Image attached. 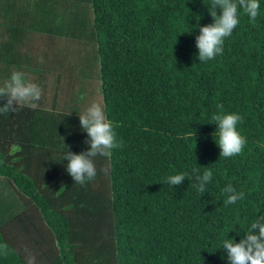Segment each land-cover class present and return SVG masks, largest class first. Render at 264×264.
Listing matches in <instances>:
<instances>
[{"label":"trees","instance_id":"1","mask_svg":"<svg viewBox=\"0 0 264 264\" xmlns=\"http://www.w3.org/2000/svg\"><path fill=\"white\" fill-rule=\"evenodd\" d=\"M259 3L201 63L211 0H0V83L22 71L43 90L35 110L0 115V264H24L25 246L37 264H227L221 241L264 216ZM92 102L124 144L80 186L62 155L87 150L78 116ZM217 104L243 118L247 143L231 158L215 143ZM182 172L181 185L165 182ZM228 184L243 199L226 205Z\"/></svg>","mask_w":264,"mask_h":264},{"label":"clouds","instance_id":"2","mask_svg":"<svg viewBox=\"0 0 264 264\" xmlns=\"http://www.w3.org/2000/svg\"><path fill=\"white\" fill-rule=\"evenodd\" d=\"M219 10V14L217 13ZM259 0H211L208 13L212 23L199 27V34L195 37V47L198 51L199 62H208L223 54L225 39L232 35L238 26L241 13L250 22H255L259 15ZM43 95L41 87L29 80L22 71L11 72L9 78L0 83V100L6 101L0 106V115L15 113L19 107L35 110ZM217 112L211 116L216 125L215 143L220 150V157L231 158L241 154L246 146V138L237 130V125L243 122L242 116L236 113H226L222 104H217ZM81 131L86 133L84 141L88 145L86 151L75 154L64 144L66 151L62 161H67L65 170L73 182L84 186L95 179L97 169L96 157L110 158L112 151L123 147V140L118 139L113 122L108 119L99 103H90L78 116ZM194 138V132L192 133ZM64 140V138L62 137ZM16 151H21L16 146ZM186 173H179L165 177L170 186H179L186 179ZM212 171L206 168L202 175H197L195 185L198 192L205 193L206 185L212 180ZM227 199L225 204H234L243 199L244 193L237 192L228 184L222 190ZM222 248L227 257V264H264V216L251 222L246 235L238 243L224 238ZM24 264H37L36 254L25 246L22 250Z\"/></svg>","mask_w":264,"mask_h":264},{"label":"rangeland","instance_id":"3","mask_svg":"<svg viewBox=\"0 0 264 264\" xmlns=\"http://www.w3.org/2000/svg\"><path fill=\"white\" fill-rule=\"evenodd\" d=\"M9 199H8V197H7V200L5 199V201L3 200V202H5L6 203V201H8ZM10 203V202H9ZM11 205V204H10ZM10 205L7 203L5 206L6 207H10Z\"/></svg>","mask_w":264,"mask_h":264}]
</instances>
